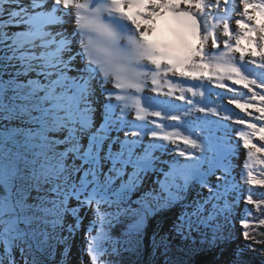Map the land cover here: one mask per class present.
<instances>
[{"label": "snow or ice", "instance_id": "1", "mask_svg": "<svg viewBox=\"0 0 264 264\" xmlns=\"http://www.w3.org/2000/svg\"><path fill=\"white\" fill-rule=\"evenodd\" d=\"M239 2L237 34L235 0H0V264H45L84 210L82 264L138 252L146 222L173 210L171 232L204 238L182 256L220 239L243 198L240 142L249 160L264 152L252 139L264 141V77L247 70H264V0ZM206 92L239 113L194 99ZM194 110L203 115L189 119ZM240 179L264 188L251 171ZM126 218L125 239L113 240ZM154 247L164 264H187L167 237Z\"/></svg>", "mask_w": 264, "mask_h": 264}, {"label": "rangeland", "instance_id": "2", "mask_svg": "<svg viewBox=\"0 0 264 264\" xmlns=\"http://www.w3.org/2000/svg\"><path fill=\"white\" fill-rule=\"evenodd\" d=\"M250 2L259 3L260 0H250ZM221 3H223V0H221ZM230 5L233 8L239 9V11L233 12V15H232V17H233L232 22H233L234 26L230 25V28L236 29L235 20L236 19H246L240 15V13H242V11H243V5L239 2V0H235V3L234 4L230 3ZM220 11L223 13L222 9ZM252 14L255 15V13H252ZM220 27L222 28V25ZM236 31H237V34H239V30L236 29ZM221 38H223L222 33H221ZM234 39H235V37H233V40ZM261 143H264V141H258V142L256 141L257 146H259ZM244 155L247 156V150H245ZM258 155L259 156L257 158V161L255 162V169L252 171V174L256 179H264V152L259 153ZM242 159H244L243 155L238 156V160L240 161V163L242 162ZM235 161H236V159H235ZM245 162H247V164H249L248 161L244 160V162H242L241 164L236 163V165H234V167H233V170H234L233 175L235 176V179L240 182V187L244 190V192H243V198H240L239 196L237 197L238 198V208H237L238 214L235 215L231 219L230 223L227 225L228 227H230V229L228 228V233L230 234V236H232V238H237L236 240L239 242L243 241V239H244V235H243L244 229H243L241 222H240V217H241V215H243V212H242L243 209H251V214L248 215V217H247L248 222H249L248 229H253V225H256L258 223L259 224L264 223V188H262L258 184L248 185L246 182L241 181L240 175L243 174L244 177L246 178L247 172L250 170L249 167H247V168L244 167ZM249 190L251 191L253 199L256 202L252 205L246 204V198H247ZM258 194H262V197H258ZM257 205H259V206L257 207ZM81 215L83 216L82 225L77 230V232L74 233L73 237L68 242L67 248H65L64 245L55 246V251L46 260V261H48L47 264L54 263L55 261H57L56 264H82V261L90 260V257H88L85 249L87 248V244H86L87 232L90 228V221L92 220L93 217H92V213L90 210H84L81 213ZM126 219L129 220L131 223L130 218H126ZM174 220H175V218H174ZM173 221L171 223H173ZM68 222L71 223V220H69ZM113 226L116 227L115 224ZM145 227H146V224H145ZM127 228L128 227H126L125 230L122 232V237H123L122 239H113V240L125 239ZM248 229H247V231H248ZM170 230H171V228H170ZM206 231L208 232V237L211 238V230L207 229ZM260 232L263 234L264 229H261ZM64 234L67 235V233H64ZM110 234H111V230H110ZM224 234H225V232H223L222 236L218 240H223L225 238ZM92 235L97 236V231L95 230V232H92ZM144 236L145 235L142 234V236L139 238L140 242H139V251L138 252H132V251L121 252V254L119 256L111 257V259L114 261V264H137V262H138V264H145V263L147 264L148 260L150 258L152 259V261H151L152 264H164L165 258L159 254V251H162V250H157L154 246H153L152 250L149 252L151 254V257L149 258V256L147 255V259L144 262L142 261L143 257H145V255H146V251H147L146 249H144V245H145L144 244V239H145ZM103 239H98V240L100 242H103ZM158 239L160 240V237ZM192 239H194L196 241H203L204 240V238L202 236H200L199 233L193 234L192 238L189 240H185V239H183V240L187 243V245L192 246L195 242ZM159 240L156 241V239H154V242H159ZM168 243H169V249H170L172 247V245H171V242H168ZM250 245H251V243L249 242L247 247L250 248ZM178 251L179 250H176V249H170L169 256L174 257L175 259L177 257H181L182 252H178ZM140 258H142V259H140ZM104 259H108V257H104Z\"/></svg>", "mask_w": 264, "mask_h": 264}, {"label": "trees", "instance_id": "3", "mask_svg": "<svg viewBox=\"0 0 264 264\" xmlns=\"http://www.w3.org/2000/svg\"><path fill=\"white\" fill-rule=\"evenodd\" d=\"M258 197H262V194H258ZM177 213L178 210H173L164 215L155 216L146 222L143 234L145 235L144 249L147 251L145 257L143 259L140 258L143 262L147 259V255L149 258L151 257L149 252L154 246V239L158 241V238L161 236L167 237L168 242H171L172 245L170 249L179 250L178 252H183L186 247L193 246L187 245L183 238L170 230L172 227L171 222ZM129 224L130 221L127 219L117 223L116 227L111 229V236L115 239H122V232ZM228 228L230 229V227L226 226L224 230L225 238L217 240L213 246H207L190 257L182 256L181 254V257H177L176 259H184L187 261V264H264V233L260 232L261 229H264V223L253 225V229H248L247 231L248 238L244 237L243 241L240 242L236 240L237 238L230 236ZM194 241L196 242V248L199 249L202 241ZM249 242L251 243L250 248L247 247ZM151 261L152 259L150 258L147 264H152ZM47 262L45 261V264ZM56 263L57 261L51 264Z\"/></svg>", "mask_w": 264, "mask_h": 264}, {"label": "bare ground", "instance_id": "4", "mask_svg": "<svg viewBox=\"0 0 264 264\" xmlns=\"http://www.w3.org/2000/svg\"><path fill=\"white\" fill-rule=\"evenodd\" d=\"M24 2L25 3H27V0H24ZM81 2H83V0H81ZM229 7H231V8H233L231 5H229ZM240 8V7H239ZM222 13V12H221ZM236 14V13H235ZM232 15H233V12H230L229 13V16H231L232 17ZM233 18V17H232ZM213 21H211L210 20V23H212ZM247 23H249L250 25L252 24V22L251 21H247ZM230 25L231 26H234V24H233V22H232V19H231V21H230ZM72 26L74 27L75 26V17L73 16V21H72ZM217 31H219V28L217 29ZM221 39H223V38H221ZM233 43H234V40L232 41ZM215 51V50H214ZM236 56H238V53L237 54H235ZM247 70L249 71V73H250V75L251 76H254V77H256V78H262V77H264V70H261V69H259V68H256L254 65H248L247 66ZM169 76H170V74H169ZM167 78V77H166ZM108 87L109 88H111L112 87V85L111 84H109L108 85ZM166 90V89H165ZM115 91H120V90H115ZM215 91H220V92H222V93H224V90H215ZM146 94H149V95H152L153 93H151V92H147ZM225 94V93H224ZM188 95H190V94H188ZM229 95H231V94H229ZM112 102L115 104V103H117V101L115 100V97L113 96L112 98ZM198 100H200L201 101V103H203V104H205V105H212V104H216V106L217 107H220V108H223L224 110H225V104L227 103V101L226 100H219L216 96H211V97H209V96H206V97H203V98H201V97H198ZM220 103V104H219ZM233 106V105H232ZM199 107V106H198ZM234 107V106H233ZM233 111H235V112H237V113H239V110L238 109H234L233 108ZM203 114L202 113H199V112H197V111H193L192 112V115H191V117H189V119H192V118H194V117H196V116H202ZM224 115V112L222 111L221 112V116H223ZM240 115H243V113H240ZM130 119L132 118L131 116L129 117ZM153 117H149V119H152ZM211 119H217L216 117H211ZM137 123H139L138 121H137ZM230 123V121H223V120H220V124L221 125H228ZM233 128H240V127H243V126H240V125H235V124H232L231 125ZM230 131V130H229ZM253 139V142L254 143H256V141L258 142L259 140L256 138V137H253L252 138ZM245 150L246 149H243V146H242V142H240V148L239 149H237V151H238V153H239V155L238 156H241V155H243V158L244 159H242V162H244V160H246V161H248L249 162V164H248V167H249V171H253L254 169H255V162L257 161V158H258V154L253 158V159H251V160H249L248 159V157L246 156V155H244V152H245ZM238 156L236 157V161L234 160L233 161V164H232V167H234V165H236V163L238 164H241L240 163V161L238 160ZM246 158V159H245ZM238 167V166H237ZM243 168V167H242ZM85 231V230H84ZM98 239H103V235L101 234L100 236H98Z\"/></svg>", "mask_w": 264, "mask_h": 264}]
</instances>
